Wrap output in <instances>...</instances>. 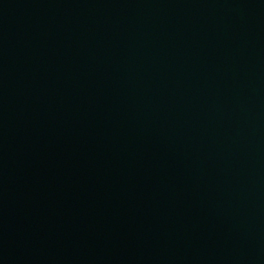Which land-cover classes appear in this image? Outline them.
Here are the masks:
<instances>
[{"label":"water","instance_id":"water-1","mask_svg":"<svg viewBox=\"0 0 264 264\" xmlns=\"http://www.w3.org/2000/svg\"><path fill=\"white\" fill-rule=\"evenodd\" d=\"M0 264H264V0H0Z\"/></svg>","mask_w":264,"mask_h":264}]
</instances>
